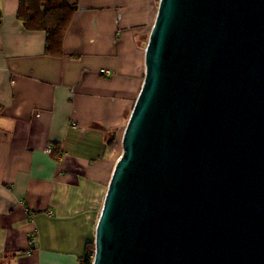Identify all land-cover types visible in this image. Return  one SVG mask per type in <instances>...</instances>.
<instances>
[{"label":"water","instance_id":"1","mask_svg":"<svg viewBox=\"0 0 264 264\" xmlns=\"http://www.w3.org/2000/svg\"><path fill=\"white\" fill-rule=\"evenodd\" d=\"M92 264H264V0H158Z\"/></svg>","mask_w":264,"mask_h":264},{"label":"crops","instance_id":"2","mask_svg":"<svg viewBox=\"0 0 264 264\" xmlns=\"http://www.w3.org/2000/svg\"><path fill=\"white\" fill-rule=\"evenodd\" d=\"M20 2L0 0V261L80 264L144 82L158 0H77L59 55L24 27Z\"/></svg>","mask_w":264,"mask_h":264},{"label":"trees","instance_id":"3","mask_svg":"<svg viewBox=\"0 0 264 264\" xmlns=\"http://www.w3.org/2000/svg\"><path fill=\"white\" fill-rule=\"evenodd\" d=\"M77 0H21L19 19L29 31H43L47 35L46 52L59 55L64 37L69 30ZM110 142L114 141V138ZM94 239L87 242L80 264H92ZM15 256H5L0 264H12Z\"/></svg>","mask_w":264,"mask_h":264},{"label":"built area","instance_id":"4","mask_svg":"<svg viewBox=\"0 0 264 264\" xmlns=\"http://www.w3.org/2000/svg\"><path fill=\"white\" fill-rule=\"evenodd\" d=\"M102 74H104L105 76H110V72L107 71V70H102ZM51 151V147L48 146L47 147V152L49 153ZM47 215L51 216L52 215V212H47Z\"/></svg>","mask_w":264,"mask_h":264}]
</instances>
